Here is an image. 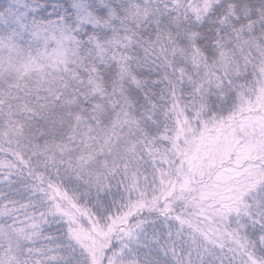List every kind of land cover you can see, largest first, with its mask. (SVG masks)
Here are the masks:
<instances>
[{"label":"snow or ice","instance_id":"6c2138e0","mask_svg":"<svg viewBox=\"0 0 264 264\" xmlns=\"http://www.w3.org/2000/svg\"><path fill=\"white\" fill-rule=\"evenodd\" d=\"M0 264H264V0H0Z\"/></svg>","mask_w":264,"mask_h":264},{"label":"trees","instance_id":"16d2710c","mask_svg":"<svg viewBox=\"0 0 264 264\" xmlns=\"http://www.w3.org/2000/svg\"><path fill=\"white\" fill-rule=\"evenodd\" d=\"M232 151L236 154L234 160H230L227 156L223 157L225 162L228 163L232 168L247 166L249 163L255 164V161L252 160V157L255 153L251 147L245 148L243 150L239 148H233ZM224 175L226 178L228 175H231V173L228 172Z\"/></svg>","mask_w":264,"mask_h":264}]
</instances>
